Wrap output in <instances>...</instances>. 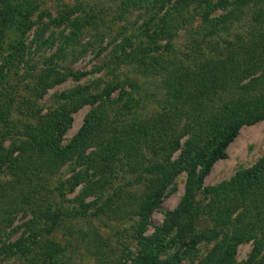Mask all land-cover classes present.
<instances>
[{"label":"rangeland","instance_id":"obj_1","mask_svg":"<svg viewBox=\"0 0 264 264\" xmlns=\"http://www.w3.org/2000/svg\"><path fill=\"white\" fill-rule=\"evenodd\" d=\"M28 1L36 3L38 10L29 20V29H26V21L21 20V15ZM217 1L212 0L213 3ZM4 2L11 3L16 13L14 26L0 38V106L3 107L2 111H7V121L0 128V185L13 179L12 168L17 162V151L24 145L22 135L29 134L46 117L66 107L70 111L72 124L62 134V145L65 146L78 134L87 115L98 108V103L85 104L80 103V100L71 102L73 105L68 107L71 100L64 101V97L71 95L72 91L85 88L87 92L84 96L98 95L103 101L106 90L111 91L112 98L121 95L122 85H117V75L119 81L135 77L139 84L146 83L149 78L139 75L136 71L138 64L116 66L115 76L113 70L107 68L116 47L125 46L126 51L130 52L137 47L146 48L151 45L159 47L152 54L153 59H175L187 65L189 63V66L194 65V62L199 65L209 56L228 53L231 48L224 45L225 41H233L235 37L232 35L243 34L245 24L254 14L253 9L242 10L243 20L234 24L232 35L223 36V40L217 41L216 38L200 39L197 35H190L201 25L194 10L195 5L180 11L178 16L172 13L166 22L161 20L165 12L161 11V3L156 5L155 2H145L121 16L117 11L118 0H80L82 12L75 15L94 13L98 17L99 29L96 30L93 25L87 27L79 37L78 44L68 50L67 57L64 52H61L60 57H55L71 30L67 23L56 25L52 20L58 18L62 11L74 10L78 5L76 0H4L0 1V12L7 8ZM225 13L217 11L213 17H220ZM177 17L181 25L175 30L171 25H175ZM193 38L199 43L203 57L193 53ZM20 42L24 46V52L17 56V63L11 71L2 69V61L9 55L13 56V49ZM168 45L171 46L170 50L166 49ZM83 47L87 50L78 55L76 60L72 53L77 54ZM49 58L50 61L47 62ZM51 67L60 73L86 75L81 79L71 77L50 87L49 81L43 79ZM190 69H195V66ZM151 81L154 85L146 84L139 93L140 97L145 98L142 93L146 90L148 97L139 102V107L129 118L135 115L136 118L152 120L167 110L164 105L167 99L165 84L158 79ZM114 83L116 89L112 91L110 86ZM125 119L120 116L117 123H123ZM185 122L186 119L174 124L166 136H162L154 144V149L143 148L137 160L139 166L134 167L135 161L124 153L111 160L99 173L88 170L86 164L73 170L74 163L70 162L43 175L41 182L45 185V190L41 195L46 197L47 190L52 191L51 202H59L57 206L62 208L63 215L54 231L40 236L37 244H34L30 232L20 228L29 220L23 218L22 213L16 217L15 222L0 226V264H40L48 258L44 252L53 250L60 252L59 256H54V264H133L134 258L146 247L144 239H152L158 230H163L160 235L165 239V244H169L161 259L169 263L199 264L222 239L223 245L232 249L236 264L247 263L255 242L260 238V232L264 231V222L260 221L262 215L258 216L253 210L249 218L240 221L239 217L246 207L243 203L233 201L229 209V227L236 232L230 233V237L225 239L223 232L227 228L222 227L225 224L221 225L212 216L211 204L214 198L208 190L230 182L264 157V120L245 125L239 130L226 150V157L216 162L204 176L201 187L196 190L192 199L191 210L178 217V223L168 222L187 194L189 173L182 170L148 219L143 238L138 235L141 219L137 216V211L150 197V168L155 163L165 162L167 158L172 164L180 161L193 163L184 157L186 144L190 139V134L184 127ZM176 140H179V148H175L173 144ZM94 150L96 148L88 149L87 154ZM8 151H15L12 158L7 156ZM202 169V165H199L197 172L200 173ZM80 170L85 171L92 178L91 181H96L95 185L99 184L101 190L81 194L82 186L73 189L71 180ZM80 198L81 201L78 202ZM75 213L79 215L72 217ZM214 224L221 225L214 230L222 232L219 239L212 242L203 240L201 235L213 230ZM256 224H260L261 228L255 229ZM165 228L172 229L168 232L170 229ZM244 232H247L246 235ZM179 234L181 236H177ZM17 242L20 244L19 251L12 247ZM196 242V246H192ZM3 246L6 247L4 251ZM25 247L28 249L25 250ZM187 248L193 249L190 254H186ZM98 250L101 252L96 261ZM252 264H257V261Z\"/></svg>","mask_w":264,"mask_h":264},{"label":"trees","instance_id":"obj_2","mask_svg":"<svg viewBox=\"0 0 264 264\" xmlns=\"http://www.w3.org/2000/svg\"><path fill=\"white\" fill-rule=\"evenodd\" d=\"M79 1L76 0L78 5L74 10L62 11L58 18L52 20L56 25L67 23L71 30L55 57H60L61 52L67 57L68 50L78 44L79 37L87 27L93 25L96 30L99 29L98 17L94 13L86 16L75 15L82 12V4ZM118 1L117 11L121 16L145 2H155L156 5L161 3V11H165L161 20L166 22L172 13L178 16L180 11L195 5L194 10L201 20V25L190 35H197L200 39L216 38L217 41L223 40V36L232 35L234 24L243 20L242 10L253 9L254 14L245 24L243 34L232 35L235 37L233 41H225L224 45L231 48L228 53L221 52L216 56H209L199 65L194 62V65L189 66V63L187 65L175 59H153L152 54L159 47L151 45L146 48L137 47L130 52L126 51L125 46L116 47L111 55V63L106 65L107 68L113 70L115 76L116 66L138 64L140 70L138 71L137 67L136 71L139 75L149 78L146 83L139 84L135 77H126L119 81L117 75L116 83L122 85V93L117 98H112L111 91L107 90L104 92L103 101L98 95L84 96L83 94L87 92L85 88H77L71 95L65 96L64 101L71 100L68 107L76 100L85 104L90 102L99 104L96 110L87 115L78 134L65 146L62 145V134L72 124L70 111L66 107L46 117L29 134L22 135L24 145L17 151L19 152L15 159L17 162L12 168L13 179L0 185V226L15 222L16 217L22 213L23 218L29 220L20 228L30 232L34 244H37L40 236L51 234L63 215L62 208L57 206L59 202H51L52 191L47 190L45 195L48 193L49 196L47 194L46 197H42L41 192L45 190V185L41 182L43 175L54 172L70 162L74 163L73 170L86 164L88 170L99 173L111 163V160L124 153L135 161L134 167L139 166L137 160L143 148L154 149V144L158 143L162 136H166L174 124L186 119L184 127L190 134V139L186 144L184 157L193 163L180 161L172 164L167 158L165 162L155 163L150 168L149 173L152 174L148 187L150 197L137 211V216L141 219L138 235L143 238L148 219L182 170L189 173L187 194L168 222L178 223L180 221L178 217L191 210L192 199L196 190L201 187L204 176L216 162L226 157V150L235 140L239 130L245 125H253L264 120V0H218L216 3L212 0ZM4 3L7 8L0 12V38L14 26L16 13L11 3ZM37 10L36 3L28 1L25 4L21 20L26 21V29H29V20ZM217 11L226 13L220 17H213ZM180 25L177 17V22L171 26L177 30ZM192 41L193 53L203 57L198 47L199 43L194 38ZM20 43L18 47H14L13 56L9 55L2 61V69L11 71L17 63V56L24 52V46ZM169 45L167 50L171 49ZM86 50L87 48L83 47L77 54H72L77 60L78 55ZM193 66L195 69L191 70ZM85 75L60 73L51 67L46 71L43 80L49 81V86L54 87L71 77L81 79ZM153 79H158L167 88V99L164 102L167 110L152 120L136 118L135 115L129 118L139 107V102L148 97L146 90L142 93L145 98L140 97L139 93L146 84L153 86L154 83L151 81ZM111 85L113 86H108L112 91L115 90L116 84ZM2 108L0 106V128L7 121V111H2ZM120 116L126 118L123 123H117ZM173 144L175 148H179V140L173 141ZM92 148H96V151L87 154L88 149ZM14 152L8 151L7 156L12 158ZM3 157H6L5 154ZM199 165L203 167L200 173L197 172ZM91 180L85 171L80 170L71 180L74 184L73 189L82 186L81 194L100 191L99 184L95 185L97 182ZM208 193L214 198L212 203L215 206L211 204V212L215 215L212 216H215L221 225L225 224L222 227L227 228L223 232L225 239L230 237V233L236 232L235 229L234 232L231 231L229 227L231 225L229 209L235 200L246 207L239 217L240 221L249 218L255 210L258 216L262 215L260 221L264 222V157L251 169L239 173L224 185L208 190ZM77 201L80 202L81 198ZM78 215L75 213L72 217ZM221 225L214 224L213 230L203 233L201 238L207 242L217 241L222 232L214 230ZM259 225L256 224L254 228H261ZM165 229H170L168 231L170 232L172 228ZM162 231L158 230L152 239H144L146 247L134 258L133 264H173L161 259L169 248V244H165V239L160 235ZM246 233L244 232V235ZM223 241L222 239L199 264H236L232 249L225 247ZM196 244L197 242L192 246L195 247ZM19 246V242L12 245L17 251ZM5 248L3 246V251ZM186 250V254H190L193 249ZM100 252V250L96 252V261L99 260ZM59 253L57 250L44 252L48 258L42 260L40 264H54L56 261L53 258L55 255L59 256ZM254 261H257V264H264V231L260 232V238L255 242L249 261L244 264H252Z\"/></svg>","mask_w":264,"mask_h":264}]
</instances>
